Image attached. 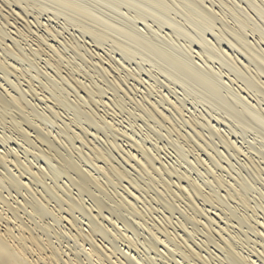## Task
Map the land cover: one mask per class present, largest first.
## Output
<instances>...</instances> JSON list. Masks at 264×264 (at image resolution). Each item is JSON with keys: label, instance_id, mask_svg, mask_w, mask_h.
I'll return each instance as SVG.
<instances>
[{"label": "rangeland", "instance_id": "rangeland-1", "mask_svg": "<svg viewBox=\"0 0 264 264\" xmlns=\"http://www.w3.org/2000/svg\"><path fill=\"white\" fill-rule=\"evenodd\" d=\"M9 2H12V3H9ZM25 2H27L28 4ZM31 3L32 2L30 0H28V1L27 0L26 1L25 0H21V1H19V0H13V1H11V0H0V7L2 6L0 9L1 10V12H0V36H1V39H0V60H2V61H0V62H2L5 66L8 65V66H6L7 69L9 67H11L10 70L15 72V73H13V72L10 73L11 72L10 70H9V72L6 70L8 72V74H6L7 72L4 73V71L2 70L4 68L0 67V68H2V69H0V95L3 98L5 96L4 93L5 92L10 93V91H11V95L12 94L17 95L19 93V91H21V89L22 90L24 89L25 92L27 91V93H28V94L25 93L28 96L23 95V96H25L24 100L26 101L28 99L26 101V103L27 102L29 103L27 105V110H28L27 112H29V113H28V115H26L27 112L21 114V112H19L18 110L17 111L14 110L15 108L13 107V105L10 106L9 103L7 104V105H9V107H6L7 106L6 104H4L2 101H1L2 103L0 102L2 104V106H0V116H1L0 120H2L1 118H3V117L6 118V119L4 118L5 120L3 119L2 121H0V123H1L0 124V152L4 155H7V157L9 156L8 159L11 161V164L10 163L7 165L6 164L5 165L0 164L1 165L0 166V176L2 178V183L0 184V190L2 191L3 195L6 196V199L8 198V202L9 203L12 202V204L15 205L14 207L18 208V211L20 210L19 212L17 211V215H20L19 217L17 216V218L20 221L22 220L23 223L29 224L31 222L29 225H30V227H33V229H35V232L37 233L38 236L41 235L40 237H42V239L45 238L44 240H47L49 242L54 243L53 245H55L56 247H59V249H61L65 253V255H68L67 257L77 256L78 259L81 260L82 264H92L93 263L89 260V256L87 254H84L85 251H86V253L89 251L90 245H89V243H83L82 246H80L76 242H75V244H73L75 239L73 236H71V233H73L72 235L76 234V232H75L76 229L84 231L85 234L89 233L94 227L93 226L94 221H92L91 216H95V215L101 216L100 220H101V222H103V224L107 227L108 230H111V231L114 230L115 234H117V235H118V232L119 233L122 232L120 235L123 234L121 237H118L119 236L118 235L117 236L118 238H115L113 240V238H111L109 236L107 237L106 234H104L103 232H98L96 239L101 240V242L106 247H108V248L110 247V249L115 251L117 254L119 253L118 255H121V254L124 255V253L126 252L125 253L126 255L129 254L130 257L133 256L132 258H135V259H133L134 261L131 258V262H133V263H135L137 261L140 264H176V263L177 264H187V263L188 264L189 263L190 264H194V263L195 264H202L200 262H197L196 260H192V261H194V262H192L191 260H189L187 258H183L182 257L183 255H181V254L179 255V253H181V252L177 251L176 249L175 250L173 249L176 247V246H174L175 245L174 243H176V242H174L173 237L181 236V239H185L186 241L191 239L190 242H188L189 246L190 247L192 246L193 249H195L197 252H199L201 254V256H205V258L207 257L206 259L209 258L208 259L209 264H234V262H235V264H239L240 262H237V256H234L233 254H230V252L228 253L223 248L221 249V247L217 246V244L219 243V241H218L219 236H217L218 234L215 235V233H214V237H211V236H213L212 235L213 233L212 234L206 233L207 231L205 229H203L204 228L203 224L206 223V224H210L215 231H218L220 228H223L225 237L227 234L230 233L229 234L230 236L232 235L233 237H236V239L238 238L235 241V242H237V244L235 243L236 251L240 256H242L244 259H246V261L248 259L249 264H250V262H251V264H264V225H263L264 224V193H263L264 192V185H263L264 184V179H263L264 178V146H263L264 140L262 141L263 138L259 134H256V132H253V131H246V133L244 132V133L240 134L239 126L237 124H235L233 121L228 119L225 115H223L222 112L216 111V109L214 110V108L210 107L209 105H207L205 103H201V101L198 99V98H200V96L198 94L193 93L194 96L190 95L188 97L187 93L182 92L184 89H183V87H181V85H178V83L175 84V82L170 81V79H168V77L164 73H162V72L160 73L158 68L153 63L149 62V63L145 64L144 62H141L140 60H138L139 59L138 57L133 58L136 61L131 60L130 59L131 57L130 58L128 57V53L125 51V55H126L125 56L123 53L124 51H122L119 47H117L115 45V43L112 42L111 40H103L102 42L95 43V41L90 40V39H92L90 37V35H88L87 33L83 34L78 29V27L76 25L69 23V21L65 17H63L61 15L54 14L51 9L46 10L43 7L41 8L42 4H45V2L44 3L43 2H41V3H39V2L35 3L34 2V4H35V5L33 4L34 6ZM22 6H23V8H22ZM20 8H22L23 10ZM11 15H12V17H11ZM34 15H37V16H34ZM16 17H18V18L16 19ZM6 20H7V22H6ZM23 25H24L25 29L22 27ZM25 26H27V27H25ZM139 28H142V25ZM44 29L47 30L49 33L46 32ZM19 30H21V32ZM52 30L55 32H53ZM30 31L33 33L32 34L29 33ZM19 32L21 33V36H20ZM50 33L53 36H54V34H55V36L57 35L56 36L57 39H55L56 38L55 36L52 37V35H50ZM56 33H58V34H56ZM2 34H3V36H2ZM38 35L42 39L37 37ZM81 37H83V38H81ZM38 38H39V40H38ZM43 38H45L44 41H40V39L43 40ZM14 40H16V41H14ZM72 40H78V41H73V43H71ZM249 40H250V42L256 41L255 38L251 37V36H250ZM45 41H46V43L48 42L49 44L48 43L46 44ZM36 42L37 43L41 42L40 44H38L39 47L38 46L36 47V45H37ZM42 42H44L46 45L44 44L45 46H43L44 47L43 49H39L40 47L42 48V45H43ZM70 43L72 45L74 43H77L78 45L80 44L81 48L78 47L77 44H74L73 46H75V47H72V45H70ZM88 44L90 46H88ZM96 44H99L101 46H98ZM7 45H8V47H7ZM48 45H52V46L55 45L54 47L57 49V53H55L54 55H56L55 57H58L60 55V54H58V52L59 53L61 52V55L59 56L60 58L58 57V58H55V60H54L53 53L51 54V50H49V48H47ZM56 45L58 46L59 49L57 48ZM223 46L228 47L226 44H223ZM262 46H263L262 48L264 49V44H262ZM85 47L87 49H84ZM35 48L36 49L38 48V50H36ZM71 48H75V49H71ZM78 48H80V49H78ZM62 49H63V51H61ZM89 49H90V51H89ZM11 50H12V52H11ZM40 50H41V52H40ZM44 50L47 51V53H44ZM74 50H75V52H74ZM85 50L87 52H89V54H87V52ZM37 51L40 54H38ZM79 52H81V53H79ZM91 52L94 55L90 54ZM76 53H78V54H76ZM121 53H123V55ZM46 54L49 56H47ZM57 54H58V56H57ZM62 54L66 58V59H64L65 61L63 60V58H61ZM37 55H39L40 57ZM51 57H52V60L54 61V63H52L53 61L51 60ZM115 57H116V59H115ZM39 59H40V61H39ZM47 59L50 62H48ZM57 61H60V62H57ZM132 61H134V62H132ZM66 62L69 65L66 64ZM145 62H147V61H145ZM237 62H240L239 59ZM43 63H45V64H43ZM59 63L61 65H63L65 63L66 66L59 65L60 67H58V69H59V73H58V71H55V69L57 68V67L55 68V66H56V64L58 65ZM95 63L98 64L99 66L96 65ZM120 64L122 66H120ZM92 65H93V67H92ZM108 65L110 67H111V65H113V68L111 67L109 69ZM139 65H141L140 68H139ZM50 67H51V69H50ZM62 67H64V68H62ZM214 67L217 68V65H214ZM69 68H70V70H69ZM83 68L86 71H84ZM101 69H103V70H101ZM15 70H17V71H15ZM106 70H108V71H106ZM115 70H116V72H115ZM246 71H249V70H246ZM98 72H100V73H98ZM146 72H147V74H146ZM148 72H151V73H148ZM56 73L59 75V77ZM101 73H102V75H101ZM71 74L74 76H72ZM117 74H118V76H115ZM130 74L131 75L133 74V75L131 76ZM7 75H8V77H7ZM103 75L104 76L110 75V78H112V76H113L115 81H113L114 79H112V82H110V80H109L110 78L106 77V76L104 77ZM68 76H70V78ZM94 76H96V77H94ZM152 76L153 77L156 76V77L153 78ZM16 77H18V81L17 80L15 81V79H17ZM67 77H68V79H66ZM73 77L76 80L77 79L78 80L76 81ZM134 77H136L137 79ZM225 77H228L230 79V80H228V78H225V80H227L228 82L229 81L231 82L233 89H236V91L239 89V87H241L239 85L234 84L235 82L232 79L233 78L232 75H230V77L228 75H226ZM7 78H9V79H7ZM53 78H55V79L53 80ZM63 78H64V80H63ZM71 78L74 79V81ZM261 78L262 79L260 80V82H264V77L262 76ZM39 79H40V82H39ZM65 79L67 82L70 83V81H71V83H73L72 88L69 87L71 84L67 85L66 82L65 83L63 82V81H65ZM116 79H118V81L120 79L122 81V83H121V81H119V82L116 81ZM12 80L14 81L15 85L17 84L14 89H12L13 86H15L13 84ZM25 80H27L28 82L26 83ZM68 80H70V81H68ZM105 80H106V82H105ZM20 81H21V84H20ZM78 81L80 82V84L83 83L82 85H84V87L90 85V86H88V88L91 87V89L92 88L96 89V90H94L95 94H93L92 98H88V96H87V99H86L85 96L87 94L83 92L84 89H81V88H79L80 90L75 89L77 87L74 84H76V82L79 83ZM114 82L117 83L118 87L114 84ZM232 82H234V83H232ZM146 84H148V85H146ZM92 85H93V87H92ZM126 85H127V87H126ZM262 85H264V83ZM58 86H59V89H57ZM74 86H75V88H74ZM18 87H19V89L20 88L21 89L18 90L17 89ZM34 87H35V90H33ZM97 87H99V88H97ZM55 88L57 90H55ZM118 88H120V89H118ZM50 89H51V91H50ZM123 89L127 92H125V91L123 92ZM29 90H31V91H29ZM37 90H38V93H37ZM74 90H75V93H74ZM54 91H55V94H54ZM97 91H99V95L101 93H103L102 94L103 96L101 95L103 97V99L101 96L98 95ZM1 93H3L4 95ZM169 93H170V95H169ZM184 93H185V95H184ZM21 94H23V93H21ZM96 94H97V96H96ZM242 96L244 98H246L249 102L253 103L254 105L256 104V100L253 97V95L250 94V96H249L248 93H245L242 91ZM41 97L44 98L43 99L44 101L42 100ZM162 97H167L170 100L168 103L172 104V102H173V103L183 104L184 108L181 106L183 108L182 109L183 114H180L182 117L177 115V113L173 116L172 114L175 112L174 111L172 112L173 109H172V107H170L171 105L168 104L167 101H164L162 99ZM183 97H184V99H183ZM57 98L59 99L60 102L58 101ZM93 98H95V100H94L95 103L93 101ZM97 98H99V99H97ZM100 98L103 101L105 100L104 101L105 106L103 104L102 105L100 104V103H102L100 101ZM130 98H132V99H130ZM178 98L179 99L181 98V99L178 101ZM39 99H40V101H39ZM96 99L99 101L97 102ZM116 99H118V100H116ZM161 99L165 103L161 102ZM1 100L4 101L7 99L3 98ZM81 100L84 102L86 101L85 103L86 104L89 103L90 105L87 104L88 105L87 106L84 104L85 105L84 106L83 105L84 102H82ZM182 100H183V102H182ZM198 100H199V102H198ZM120 101H121V103H120ZM147 101H148V104H146ZM91 102L93 103V105L95 104V106L98 103L97 105H99V106L93 107ZM149 102H151L152 104L155 103L156 105L158 104L157 106H159V108L161 110H163L168 116L170 115V116L174 117V118H172L173 119L172 122H174L173 124L175 126L174 125L173 126L176 129L178 128V130L182 133L183 137H184V135L188 136V137H186L188 139L186 140V138H183L182 136L180 137L181 133L176 131L175 128H173V127L171 128L170 124L167 125V123H164L165 125H162L161 123L156 122L153 118L149 117L146 114V109L150 108V106H148ZM109 103H111V104L113 103L114 105L113 104L111 105ZM122 103H123V105H122ZM151 103H150V105H151ZM3 104H4V106H3ZM143 104H145V105H143ZM47 105H49L51 107H49ZM109 105H110L111 109L108 108ZM90 106H92L91 108L92 109L94 108V109L93 110L90 109ZM261 107H262L261 109L264 110V106H261ZM78 108L80 109L81 113L78 111L79 110ZM3 109H5V110H3ZM8 109H10V110H8ZM29 109H30V111H29ZM170 109H171V111H170ZM7 110L11 114L10 113L7 114L8 113ZM84 110H86V111H84ZM2 111L7 112V113L5 112V114H6L5 116L2 115ZM73 112H75V113H73ZM87 112L91 115L88 114L89 115L88 116ZM83 113H84V115H87V117L84 116ZM18 114H21L22 116L21 115L20 116L24 117L25 120L23 118H21V120H19L20 118H19ZM92 115L96 121L95 120L91 121V119L90 120L88 119L89 117L93 119ZM7 116H9V117H7ZM99 116H100V118H101V116L104 117L103 120H106V121H104L102 123H105V124H102L100 122V121H102V118H101V120H99ZM177 116H178V118H177ZM12 117L13 118L16 117L15 120ZM84 117H85V119H84ZM37 118H39V119H37ZM192 118H193V120H192ZM12 120L15 122H12ZM86 120H89V121H86ZM175 120L177 121V123H175L176 122ZM184 120H186V121H184ZM187 120L191 121L193 123H196V124L199 123L197 125L198 127L196 125L195 126L197 129H199V127H200L199 132H201V130H202V133H204L202 135L201 139L196 138L197 136L195 137L196 128L193 129L192 128L193 126L188 125V123L190 124V122H188ZM204 120L206 123L204 122ZM194 121H196V122H194ZM207 121H209V122H207ZM99 122L102 125H100ZM224 122H226V123L224 124ZM15 123H19L18 129H20V127H22L19 131L22 130L21 132L23 133V130H24V132H26V134H28L27 138H26V134H25V139L23 138L24 136H22L21 134L20 135L17 134L19 131L16 128H14ZM73 123H75V124H73ZM90 123L92 124L93 127L91 126ZM131 123L133 126L131 125ZM33 124H34V126H33ZM76 124H77V126H75ZM106 124H108V125H106ZM169 126H170V128H169ZM35 128H37V129H35ZM74 131H76V132H74ZM21 132H19V133H21ZM172 132L173 133L177 132V133H175L176 134L175 135ZM191 132L194 134H192ZM216 132H217V134H216ZM236 132H237V134H236ZM118 133H120V134H118ZM183 133H184V135H183ZM190 133L192 135H190ZM47 134L49 135V137ZM39 135L42 136L41 140H40ZM193 135H194V137H193ZM218 135L219 136L221 135V136L218 137ZM43 137L47 138V139H43ZM97 137L99 139H97ZM190 137H192V141H191ZM221 137L222 138L225 137L223 139L224 140L226 139V141L229 139L230 142H232V144H234V145H231V143L228 142L229 141L228 140L227 142L230 143V145L226 146L227 145V144H225L226 141H224L223 139L221 140ZM81 138H83V139H81ZM78 139H80V140H78ZM195 139H196V141H195ZM197 139H198V141H197ZM38 140H40V141H38ZM42 140H44V141L47 140V142L46 141L44 142ZM54 140H56L58 142H56ZM205 140L207 141V143ZM260 140H261V142H260ZM48 141L53 142L55 144L54 146H56V149L54 148V146H52L53 149H50L51 146H48V144H47V143H49ZM185 141H188L192 146ZM222 141H224V142H222ZM102 142H104V143H102ZM41 143H42V145H41ZM64 143H66V144H64ZM137 143L141 144V145L143 144L144 146L149 148L153 153H155L157 155V157L160 160V161L158 160V165L162 164V162H163V164H165L164 167L166 166L165 168L169 167L168 169H173V170H176L180 173H182V171H183V174L185 173L184 175L186 176L187 180L196 182L198 184L199 190L201 189L200 190L201 192L199 191V194H198L199 196L196 195L197 198L194 199L195 202H193L194 203L193 205H195L196 207L198 206V209H203L202 210L203 213L205 212L206 209H208V210H206L204 215H201L199 213L196 214L194 209H193L194 212H192L193 211L191 209L192 205H187V204H189V202L187 200L185 201V199L183 200V198L181 199V197H178L179 195L177 197H175L174 196L175 195L174 187L171 186V188L170 187L166 188V189H168L167 190L168 193H167L166 189H164L166 186V183L164 182L165 184H163V182H162V181H164L163 179H165L164 177L160 178L158 175L152 176V174H151V176H149L148 174L144 173V171H142V169H140L141 168L140 165H139L140 167L137 166L139 163H137L135 160H130L129 163L127 162V161H129V158L126 155H127V152H129V151L132 152L133 154L136 153L135 155H137V158L138 157H139V159L142 158L141 155L139 153H137L136 151H134V149H133L134 145H138ZM21 144H23V145H21ZM83 144H85V145H83ZM188 144L191 147L187 146ZM32 145H33V147H32ZM90 146H92V147L90 148ZM95 146L97 149L99 148V150L101 148V151L105 152L107 154L106 155L107 157L110 155L108 157V159H109V161L112 159L111 162L114 163L115 166H117L121 170L124 169L126 172L128 171L129 177H131L133 180H135L142 187V190H140V189L137 190L134 187H130V184L126 180L121 181V180H118L117 178H114V177L112 180H109L108 174H106V172H103L104 169L102 170V168H105L107 166L106 163L102 159L99 160V158L95 157V155L93 154V149ZM230 146L231 147L233 146V147L229 148ZM103 148H105V149H103ZM57 149H58L59 153L57 152ZM236 149H238V150H236ZM78 151H80V152H78ZM82 151H84V152H82ZM124 153H126V155ZM46 155H48V156H46ZM114 157H115V159H114ZM126 157H127V159H126ZM213 157L215 159H216V157L218 158L217 159V161H219L218 165H216V163L214 162L215 159H213ZM245 157H246V159H245ZM94 159H95V162H94ZM61 160L64 162H62ZM249 161H251V162H249ZM248 162L250 164L254 163L256 165H259V169H258V166H257V169L260 170V168H261L262 170H260V171L257 170V172H256L254 168H251L252 166ZM213 163H215V164L213 165ZM64 164H66L67 166H70L71 170L69 169V167H66ZM135 164H137V165H135ZM186 164H188V165H186ZM96 165H98V166H96ZM99 165L101 166V168L99 167ZM63 166H64L63 169H65V167L68 169V171H67V169H65L66 173H64L65 171H63V169H62L63 172H61V168ZM76 166L78 167V169L80 171H81L80 168L83 169L82 173L80 171H79L80 173H78L77 172L78 170L77 171L75 170V169H77ZM133 166H135V167H133ZM207 166L209 167V169ZM24 167H26V168H24ZM58 168L60 171L58 170ZM91 168H93V169H91ZM99 168H100L101 173L99 172ZM136 168H138L140 170H138ZM28 169L29 170L31 169L30 171L33 172L34 174H36L35 178H33V177L31 178L30 175L26 174L25 170H28ZM48 169H50V170H48ZM72 169H74L76 172L73 171ZM228 169H229V171H228ZM69 170H70V172H69ZM86 171L88 173H86ZM247 173H249V174L247 175ZM255 174H258L259 177ZM18 175L21 177H19ZM38 175H41V178L43 181L41 180L40 176H38ZM84 175H85V178H84ZM87 175L91 176L90 180L92 178L93 179L92 182L95 181L94 184L96 183V185H97V183H98V185H100V187H98V188L102 187L100 189L101 191L99 189H96L95 188L96 186L94 184L91 183L92 184L91 185L90 182L88 183L85 180V182L88 183L86 185L87 188H85L87 190V191L85 190V192H87V193H83V190H81L82 188L80 189V187H82L81 186L82 183L83 184L85 183V182H82V180H83V178L86 179ZM219 175H220L219 178H223V180L225 182V185L223 186L224 188H222L220 186L217 187V185L214 183L215 177H218ZM151 177L152 178L154 177L153 180ZM254 177H256V179ZM17 178H18V180H17ZM39 178H40V180H39ZM94 178H95V180H94ZM9 179H11L12 181H16V180L20 181L22 183L21 184L22 186L18 185V187L21 186V187H19L20 189H18V187L9 188L6 184L9 181H11ZM213 179H214V181H213ZM96 180H98V181L96 182ZM167 180H168V178H167ZM172 180L175 181L176 179L173 178ZM112 182H114V183H112ZM157 182H158V184H157ZM226 182L229 184V185L227 184L228 186L232 185L230 188L233 187V188H236V190H239V186H240V188L242 190V192H240V193L243 194L244 197L248 199L247 206L243 205L242 203H241V205L237 204V203H240V201L235 199L234 197L231 198V199H233L232 201H231V199H229L230 198L228 196L229 194L226 195L225 193H226V191H227V193L228 192L232 193L233 191L230 188H227L228 186L225 187ZM235 182H236V184L238 183L239 186L236 185ZM147 183H148V185H147ZM60 185L62 188L60 187ZM88 185H89V188H88ZM101 185H103V186H101ZM1 186H2V189H1ZM104 186L106 189L103 188ZM122 186H123V188H122ZM54 187L57 189L58 192H56V189H54ZM202 187L204 188V190ZM29 188H31V190ZM47 188L48 189L49 188L54 189L56 192V195H57L56 197L52 196V197L46 198V202H45L46 204L44 203L46 205L45 207H48L47 210H49L50 213L54 210L52 212L53 214L52 213L50 214L47 211L46 212L48 214L44 213L45 212L44 209H41V208L38 209V207L36 205H34V202H33L34 199L32 196L33 195H39L40 196L42 194L46 195L47 194L46 192L48 191ZM143 188H145V189H143ZM16 189H17V191H16ZM102 189H103V191L104 190L109 191L110 194H113L112 192H116L117 200L115 197H111V196L109 197V194H107L105 191H104L105 192L104 193L102 191ZM170 189H172V191L169 192ZM98 190L100 191V193ZM144 190H146L145 191L146 193L144 192ZM241 190H239V191H241ZM127 192H128V194H127ZM163 192H165L167 194H165ZM173 192H174V195H173ZM131 193H133V194H131ZM200 193L203 195L204 194H211L214 196L215 200L211 203H209V202L206 203L205 202L206 200H204L203 197H202L203 198V201H202V198L200 197L202 195ZM130 194L134 198L140 197L138 199L136 198V200H138V202L133 200L134 198H131ZM89 195H90V197H89ZM170 195H172L173 198ZM62 196L66 200H65V203L60 204L58 201V197H62ZM91 196H92V198H91ZM121 196L123 198L126 197V199L129 200L130 202L132 201L131 203L133 205L138 206V207H136V209L134 208L136 210V212L141 211V209H142V212L145 214V216L140 215V212L137 214L132 209L127 208V206L117 207V205H119L118 204V202H119L118 197L120 199ZM179 198L182 202L181 201L179 202ZM175 199H177V200H175ZM196 199H198V200H196ZM171 200H173L174 202ZM237 201H239V202H237ZM14 202H16V203H14ZM135 202H137V203H135ZM30 203L32 204V206L35 207V209H33L34 207H32ZM74 203L75 204L77 203L80 206V208L79 209L75 208L73 210H70L69 206H71ZM133 205H132V207H135ZM168 205H170V206L168 207ZM175 205H177V206H175ZM238 205H240V206H238ZM261 205H263V206H261ZM171 206H173V207H171ZM19 207H21V208H19ZM25 207H26V209H25ZM36 208H37V210H36ZM137 208H139V209L137 210ZM144 208H146L148 212ZM85 210H87V211H85ZM88 210H90L89 211L90 217L88 215ZM150 211H153V212L150 213ZM26 212L27 213L29 212V215ZM99 212H100V214H98ZM142 212H141V214H143ZM37 213H38V215H37ZM148 213L151 215L150 217H149ZM190 213L192 214L193 219L192 218L190 219V217H191ZM30 214H32L33 217L41 218V220H43L41 222H43V223H41V225H39V227H38L37 224L35 223V221L30 218ZM26 215H27V217H26ZM228 215H229V217H228ZM21 216H22V218H21ZM152 216H153V218H156V220L155 219L153 220ZM184 216H185V218H184ZM242 216H245V217H242ZM246 216L248 219L246 218ZM195 217L197 218V220L195 219ZM18 219H17V222L20 223V221ZM27 219H30V220L28 221ZM66 219L71 220L75 224L76 228L73 225H70ZM164 219L168 222V223L166 222L167 224L165 223ZM159 220H160V222H159ZM161 220H163V222L165 224L162 223ZM192 220H194V221H192ZM59 221H60V223H59ZM195 221H197V222H195ZM198 221H199V223H198ZM169 222L171 225H169V227H168ZM181 222H183V223H181ZM200 222L202 223L203 226L201 225ZM127 223H128V225H127ZM225 223H226V225H225ZM237 224H238V226H237ZM62 225H64V226H62ZM165 225L167 226V228L166 227L163 228ZM46 226H47V229L46 228L45 229L47 231H45V229L43 228ZM77 226H78V228H77ZM186 226H188V227H186ZM216 227H217V229H216ZM158 228L161 231L158 230L159 232L157 233L156 231ZM173 228H174V230H173ZM134 229H136V230H134ZM49 230H50V232H49ZM162 230H164L163 232H165L166 235L165 234L163 235ZM114 231H112V233ZM153 231H155L154 232L155 236L156 237L159 236V240H161V241H158V237L157 238L154 237V233H152ZM225 231L226 232L228 231L229 233L228 232L225 233ZM168 232H169V234L171 233L172 236L169 235ZM124 234H126L127 236ZM229 235H227L228 238H230ZM168 236H170L171 238ZM203 236H206V237H203ZM48 237H50V239ZM122 237H124V238H122ZM186 237H188V239ZM128 238L133 243L131 241H129ZM166 239H167V241H166ZM168 240H170L173 243H171V242L169 243ZM165 242L168 243V247H167V244H165ZM141 243H143V244H141ZM151 243H152V245H151ZM133 244H135V245H133ZM129 245L131 246V248L129 247ZM132 245L135 246L136 248L133 247ZM127 246L129 247V249ZM169 246H171V247H169ZM79 247H81V248H79ZM132 247H133V249H132ZM118 249H120V250H118ZM83 250H84V252H82ZM172 251H174V252H172ZM176 251H177L176 254H178V255L175 254ZM250 251L253 253H251ZM127 252H128V254H127ZM182 253L184 254V252H182ZM227 255H228V257H227ZM261 255H263V256H261ZM216 257H217V259H216ZM222 259H223V261H222ZM260 260H262V261H260Z\"/></svg>", "mask_w": 264, "mask_h": 264}, {"label": "bare ground", "instance_id": "bare-ground-1", "mask_svg": "<svg viewBox=\"0 0 264 264\" xmlns=\"http://www.w3.org/2000/svg\"><path fill=\"white\" fill-rule=\"evenodd\" d=\"M13 1V0H11ZM21 1V0H19ZM26 1V0H25ZM28 1V0H27ZM32 3V5L35 3H41V2H45V4H42L41 8H45L46 10H49L51 9L52 12L56 15H61L63 17H65L69 23L71 24H74L78 27V29L83 33V34H88L90 35V37L93 39H90L91 41H95V43H99V42H102L103 40H111L112 42L115 43V45L117 47H119L122 51H124V55H125V51L128 53V57L131 59V60H134L133 58L134 57H138L141 62H144L145 64L146 63H153L157 68L158 70L160 71V73H164L168 79H170V81H173L176 83H178V85H181V87H183V91L182 92H185L188 94V97L190 95H193L194 94H198L200 96V98H198L201 103H205L207 105H209L210 107L214 108V110L216 109V111H219V112H222L223 115H225L228 119H230L231 121H233L235 124H237L239 126V132L240 134L241 133H246V131H253V132H256V134H259L263 139L262 141L264 140V110H262L261 106H264V85H262L264 82H260V80L262 79L261 77L263 76L264 77V49L262 48V44H264V0H30ZM24 2V1H23ZM9 3H12V2H9ZM8 3V4H9ZM27 3V2H25ZM20 4V3H19ZM28 4V3H27ZM5 5V4H4ZM35 5V4H34ZM33 5V6H34ZM10 6V5H9ZM2 7V6H1ZM0 7V9H1ZM23 8V6H22ZM20 8V9H22ZM4 9V8H3ZM23 10V9H22ZM21 10V11H22ZM7 11V10H6ZM25 11V10H24ZM1 12V10H0ZM46 12V11H45ZM44 12V13H45ZM51 12V13H52ZM16 13V12H15ZM20 15V14H19ZM28 15V14H27ZM15 16V15H14ZM34 16H37V15H34ZM12 17V15H11ZM23 17V16H22ZM33 17V16H32ZM59 17V16H58ZM18 17H16L17 19ZM40 18V17H39ZM56 18V17H55ZM13 19V18H12ZM21 19V18H20ZM23 20V19H22ZM26 20V19H25ZM24 20V21H25ZM7 22V20H6ZM11 22V21H10ZM35 22V21H34ZM33 22V23H34ZM48 22V21H47ZM12 23V22H11ZM68 23V24H69ZM6 24V23H5ZM142 25V28H139L141 25ZM73 25V26H74ZM4 26V25H3ZM14 26V25H13ZM139 26V27H138ZM24 28V25L22 26ZM27 27V26H25ZM29 27V26H28ZM72 27V26H71ZM75 27V26H74ZM25 29V28H24ZM27 29V28H26ZM32 29V28H31ZM47 29V28H46ZM74 29V28H73ZM30 30V29H29ZM45 30V29H44ZM50 30V29H49ZM18 31V30H17ZM21 32V30H19ZM46 32H48L47 30H45ZM53 31V30H52ZM19 32V33H20ZM45 32V33H46ZM51 32V31H50ZM55 32V31H53ZM52 32V33H53ZM29 33H33V32H29ZM49 33V32H48ZM25 34V33H24ZM58 34V33H56ZM70 34V33H69ZM7 35V34H6ZM23 35V34H22ZM28 35V34H27ZM50 35H52L50 33ZM60 35V34H59ZM3 36V34H2ZM9 36V35H8ZM20 36H21V33H20ZM41 36V35H40ZM55 36V34H54ZM52 35V37H54ZM57 36V35H56ZM55 36V37H56ZM70 36V35H69ZM250 36L251 37H254L255 38V42H250ZM39 37V35L37 36ZM44 37V36H43ZM41 38V37H39ZM38 38V40H39ZM46 38V37H45ZM40 41H44V39ZM79 38V37H78ZM83 38V37H81ZM0 39H1V36H0ZM22 39V38H21ZM37 39V38H36ZM57 39V37L55 38ZM32 40V39H31ZM34 40V39H33ZM37 40V41H38ZM79 40V39H78ZM78 40H72L71 43H73V41H78ZM84 40V39H83ZM16 41V40H14ZM59 42V41H58ZM106 42V41H105ZM17 43V42H16ZM37 43V42H36ZM41 43V42H40ZM40 43H37L36 47L38 46V44ZM43 45H42V48L40 47L39 49H43L47 43L45 41L42 42ZM61 43V42H60ZM59 43V44H60ZM70 43V45H72ZM18 44V43H17ZM25 44V43H24ZM35 44V43H34ZM45 44V45H44ZM49 44V43H48ZM74 44H77V43H74ZM73 44V45H74ZM223 44H226L228 47H224ZM69 45V44H68ZM67 45V46H68ZM72 47H75L73 46ZM78 45V44H77ZM98 46H101L99 44H96ZM49 46V47H48ZM47 48H49V50H51V54L53 53V58L55 60V58H58L60 55H61V52L58 54H60L58 57H55L56 55H54L55 53H57V49L52 46V45H48ZM57 46V45H56ZM81 45L79 44L78 47H80ZM85 46V45H84ZM88 46H90L88 44ZM8 47V45H7ZM25 47V46H24ZM39 47V46H38ZM116 47V48H117ZM2 48V47H1ZM34 48V47H33ZM58 48V46H57ZM77 48V47H76ZM81 48V47H80ZM78 48V49H80ZM114 48V47H113ZM9 49V48H8ZM11 49V48H10ZM14 49V48H13ZM12 49V50H13ZM20 49V48H19ZM23 49V48H22ZM32 49V48H31ZM36 49V48H35ZM59 49V48H58ZM71 49H75V48H71ZM84 49H87L86 47ZM11 50V52H12ZM18 50V49H17ZM21 50V49H20ZM25 50V49H24ZM33 50V49H32ZM38 50V48L36 49ZM35 50V51H36ZM9 51V50H8ZM15 51V50H14ZM13 51V52H14ZM31 51V50H30ZM34 51V50H33ZM59 51V50H58ZM63 51V49L61 50ZM86 51V50H85ZM90 51V49H89ZM115 51V50H114ZM120 51V50H119ZM18 52V51H17ZM41 52V50H40ZM43 52V51H42ZM49 52V51H48ZM75 52V50H74ZM87 52V51H86ZM94 52V51H93ZM16 53V52H15ZM21 53V52H20ZM36 53V52H35ZM38 53V51H37ZM36 53V54H37ZM44 53H47V51L44 50ZM43 53V54H44ZM50 53V52H49ZM81 53V52H79ZM83 53V52H82ZM107 53V52H106ZM123 53H121L123 55ZM40 54V53H38ZM50 54V55H51ZM78 54V53H76ZM87 54H89V52H87ZM90 54H93L92 52ZM114 54V53H113ZM2 55V54H1ZM8 55V54H7ZM45 55V54H44ZM47 55V54H46ZM85 55V54H84ZM94 55V54H93ZM109 55V54H108ZM121 55V56H122ZM18 56V55H17ZM39 56V55H37ZM49 56V55H47ZM82 56V55H81ZM86 56V55H85ZM126 56V55H125ZM197 56V57H196ZM40 57V56H39ZM44 57V56H43ZM52 57H51V60H52ZM109 57V56H108ZM113 57V56H112ZM111 57V58H112ZM124 57V56H123ZM127 57V58H128ZM60 58V57H59ZM63 60L66 59L63 54H62V57ZM71 58V57H70ZM110 58V59H111ZM9 59V58H8ZM23 59V58H22ZM50 59V58H49ZM87 59V58H86ZM116 59V57H115ZM125 59V58H124ZM239 59L240 62H237ZM5 60V59H4ZM21 60V59H20ZM24 60V59H23ZM26 60V59H25ZM48 60V59H47ZM57 60V59H56ZM59 60V59H58ZM75 60V59H74ZM85 60V59H84ZM114 60V59H113ZM2 61V60H0ZM14 61V60H13ZM40 61V59H39ZM53 61V60H52ZM65 61V60H64ZM63 61V62H64ZM72 61V60H71ZM70 61V62H71ZM136 61V60H134ZM132 61V62H134ZM147 61V62H145ZM29 62V61H28ZM33 62V61H32ZM48 62H50L48 60ZM57 62H60V61H57ZM101 62V61H100ZM113 62V61H112ZM131 62V61H130ZM5 63V62H4ZM54 63V61L52 62ZM51 63V64H52ZM72 63V62H71ZM116 63V62H115ZM139 63V62H138ZM150 63V64H151ZM45 64V63H43ZM47 64V63H46ZM63 64V63H62ZM66 64H68L66 62ZM66 64L64 63L63 65L66 66ZM96 64V63H95ZM125 64V63H124ZM14 65V64H13ZM59 65H61L60 63L56 66H55V71H58L59 73V69L58 67H60ZM61 65V66H63ZM69 65V64H68ZM74 65V64H73ZM98 65V64H96ZM214 65H217V68L214 67ZM8 66V65H6ZM2 62H0V67L4 68H0L4 71V73H6L7 71L9 72L10 68L9 67L7 69L6 67ZM12 66V65H11ZM99 66V65H98ZM109 66V65H108ZM120 66H122L120 64ZM13 67V66H12ZM44 67V66H43ZM49 67V66H48ZM71 67V66H70ZM93 67V65H92ZM111 67L113 68V65H111ZM109 66V69L111 68ZM141 67V65H139V68ZM22 68V67H21ZM64 68V67H62ZM120 68V67H119ZM14 69V68H13ZM51 69V67H50ZM73 69V68H72ZM78 69V68H77ZM84 69V68H83ZM82 69V70H83ZM99 69V68H98ZM105 69V68H104ZM107 69V68H106ZM116 69V68H115ZM7 70V71H6ZM40 70V69H39ZM61 70V69H60ZM66 70V69H65ZM70 70V68H69ZM103 70V69H101ZM100 70V71H101ZM113 70V69H112ZM117 70V69H116ZM115 70V72H116ZM246 70H249V71H246ZM11 71V70H10ZM17 71V70H15ZM41 71V70H40ZM44 71V70H43ZM84 71H86L84 69ZM108 71V70H106ZM118 71V70H117ZM151 71V70H150ZM158 71V72H159ZM8 72L6 74H8ZM13 71H11L10 73H12ZM20 72V71H19ZM22 72V71H21ZM42 72V71H41ZM45 72V71H44ZM111 72V71H110ZM114 72V73H115ZM15 73V72H13ZM68 73V72H67ZM66 73V74H67ZM73 73V72H72ZM100 73V72H98ZM97 73V74H98ZM103 73V72H102ZM101 73V75H102ZM105 73V72H104ZM107 73V72H106ZM148 73H151V72H148ZM18 74V73H17ZM44 74V73H43ZM57 74V73H56ZM111 74V73H110ZM120 74V73H119ZM128 74V73H127ZM147 74V72H146ZM58 75V74H57ZM72 75V74H71ZM70 75V76H71ZM95 75V74H94ZM107 75V74H106ZM105 75V76H106ZM131 75V74H130ZM129 75V76H130ZM133 75V74H132ZM131 75V76H132ZM226 75H228L230 77V75H232V79L233 81L235 82H232L234 83L235 85H239L241 87H239V89L236 91V89H233V86L231 84V82L225 80V78H228V77H225ZM15 76V75H14ZM13 76V77H14ZM70 76H68L70 78ZM74 76V75H72ZM104 76V75H103ZM104 76V77H105ZM115 76H118L115 75ZM160 76V75H159ZM8 77V75H7ZM22 77V76H21ZM20 77V78H21ZM36 77V76H35ZM59 77V75H58ZM68 77L66 79H68ZM96 77V76H94ZM102 77V76H101ZM106 77H109L110 78V75L106 76ZM153 77V76H152ZM156 77V76H155ZM153 77V78H155ZM17 79H15V81L17 80L18 81V77H16ZM74 78V77H73ZM93 78V77H92ZM108 78V79H109ZM136 78V77H134ZM9 79V78H7ZM37 79V78H36ZM55 78H53L54 80ZM58 79V78H57ZM65 79V81H63L64 83L66 82L67 85L71 84L69 87H73V83H71L70 80V83L67 82ZM72 79V78H71ZM75 79V78H74ZM74 79H72L74 81ZM85 79V78H84ZM112 78H110V82H112ZM137 79V78H136ZM167 79V78H166ZM28 80V79H27ZM27 80L26 83L28 82ZM64 80V78H63ZM76 80V79H75ZM78 80V79H77ZM76 80V81H77ZM87 80V79H86ZM228 80H230L228 78ZM6 81V80H5ZM13 81V80H12ZM31 81V80H30ZM81 81V80H80ZM83 81V80H82ZM100 81V80H99ZM115 81V79L113 80ZM116 81H118V79H116ZM119 81H121L119 79ZM118 81V82H119ZM126 81V80H125ZM124 81V82H125ZM136 81V80H135ZM169 81V82H170ZM32 82V81H31ZM39 82H40V79H39ZM38 82V83H39ZM61 82V81H60ZM79 82V81H78ZM106 82V80H105ZM97 83V82H96ZM122 83V81H121ZM126 83V82H125ZM144 83V82H143ZM172 83V82H171ZM237 83V84H236ZM13 84H14V81H13ZM20 84H21V81H20ZM23 84V83H22ZM83 84V83H82ZM79 83L76 82V87L74 86L75 89H78L80 90L79 88L81 89H84L83 92L86 93L87 95L85 96L86 99H87V96L88 98H92L93 97V94L94 93V88L91 89L88 88V86H85L82 85ZM87 84V83H86ZM85 84V85H86ZM92 84V83H91ZM95 84V83H94ZM114 84L117 86V83L114 82ZM119 84V83H118ZM124 84V83H123ZM127 84V83H126ZM174 84V85H175ZM15 85V84H14ZM17 85V84H16ZM15 86H13L12 89H14ZM47 85V84H46ZM45 85V86H46ZM66 85V84H65ZM102 85V84H101ZM105 85V84H104ZM120 85V84H119ZM148 85V84H146ZM20 86V85H19ZM50 86V85H49ZM52 86V85H51ZM96 86V85H95ZM94 86V87H95ZM107 86V85H106ZM151 86V85H150ZM31 87V86H30ZM53 87V86H52ZM87 87V88H86ZM93 87V85H92ZM101 87V86H100ZM118 87V86H117ZM127 87V85H126ZM147 87V86H146ZM29 88V87H28ZM45 88V87H44ZM96 88V87H95ZM99 88V87H97ZM129 88V87H128ZM155 88V87H154ZM6 89V88H5ZM18 90L19 87L17 88ZM59 89V86L58 88ZM55 88V90H57ZM120 89V88H118ZM24 90V89H23ZM21 89V91H19V95H11V91L10 93L8 92H5V96L3 97L4 99H7V100H1L3 99L0 95V102L2 101L4 104H10L13 105V108L14 110H18L19 112L22 113H25L27 112V105L29 104L28 102L26 103V101L28 100H24V97L23 95H27V91L25 92V90L23 91ZM32 90V89H31ZM29 90V91H31ZM35 90V87L34 89ZM42 90V89H41ZM53 90V89H52ZM100 90V89H99ZM16 91V90H15ZM28 91V92H29ZM40 91V90H39ZM51 91V89H50ZM68 91V90H67ZM102 91V90H101ZM106 91V90H105ZM109 91V90H108ZM116 91V90H115ZM118 91V90H117ZM125 90L123 89V92ZM156 91V90H155ZM161 91V90H160ZM242 91L245 92V93H248L249 96L250 94L253 95V97L255 98L256 100V104L254 105L253 103L249 102L246 98H244L242 96ZM18 92V91H17ZM33 92V91H32ZM96 92V91H95ZM104 92V91H103ZM127 92V91H125ZM23 93V94H21ZM27 93V94H25ZM37 93H38V90H37ZM48 93V92H47ZM50 93V92H49ZM61 93V92H60ZM74 93H75V90H74ZM98 95H99V91H97ZM106 93V92H105ZM114 93V92H113ZM137 93V92H136ZM184 93V95H185ZM3 94V93H1ZM3 94V95H4ZM54 94H55V91H54ZM103 93H101L99 96H101ZM159 94V93H158ZM165 94V93H164ZM52 95V94H51ZM58 95V94H57ZM79 95V94H78ZM166 95V94H165ZM170 95V93H169ZM23 96V97H22ZM28 96V95H27ZM32 96V95H31ZM35 96V95H34ZM53 96V95H52ZM81 96V95H80ZM97 96V94H96ZM103 96V95H102ZM101 96V97H102ZM194 96V95H193ZM47 97V96H46ZM54 97V96H53ZM52 97V98H53ZM142 97V96H141ZM42 98V97H41ZM26 99V98H25ZM44 98H42L43 100ZM49 99V98H48ZM58 99V98H57ZM85 99V100H86ZM99 99V98H97ZM96 99V100H97ZM103 99V97H102ZM109 99V98H108ZM132 99V98H130ZM162 99L164 101H167V103L170 101L167 97H162ZM161 99V102H164L163 100ZM181 99V98H180ZM178 98V101L180 100ZM184 99V97H183ZM9 100V101H8ZM41 100V101H42ZM51 100V99H50ZM79 100V99H78ZM83 100V99H82ZM81 100V101H82ZM95 100V98H93V101ZM110 100V99H109ZM118 100V99H116ZM122 100V99H121ZM144 100V99H143ZM198 100V102H199ZM40 101V99H39ZM44 101V100H43ZM59 101V99H58ZM99 100H97L98 102ZM100 101L102 103H100L101 105L103 104L104 105V101L101 100L100 98ZM136 101V100H135ZM145 101V100H144ZM1 102V103H2ZM6 102V103H5ZM51 102V101H50ZM54 102V101H53ZM57 102V101H56ZM60 102V101H59ZM84 102V101H82ZM86 102V101H85ZM83 103V105H90L89 103ZM90 102V101H89ZM96 102V103H97ZM111 102V101H110ZM126 102V101H125ZM160 102V101H159ZM183 102V100H182ZM185 102V101H184ZM0 103V104H1ZM31 103V102H30ZM58 103V102H57ZM64 103V102H63ZM92 103V102H91ZM95 103V101H94ZM121 103V101H120ZM146 103V102H145ZM151 102H149V105L150 108L149 109H146V114L153 118L156 122H159L161 123L162 125H165L164 123H167L171 125V128H175L174 126V122L172 118V116H168L163 110H161L159 108V106H157L155 103L150 105ZM165 103V102H164ZM200 103V104H201ZM3 104V106H4ZM59 104V103H58ZM98 104V103H97ZM96 106L98 107L99 105ZM111 104V103H109ZM113 104V103H112ZM111 104V105H112ZM148 104V101L147 103ZM170 104L172 107V112L174 111L175 113H173L172 115L174 116L176 113L177 115L181 116L180 114H183V108H184V105L183 104H179V103H168ZM33 105V104H32ZM80 105V104H79ZM84 105V106H85ZM87 105V106H88ZM93 105V103H92ZM100 105V106H101ZM114 105V104H113ZM123 105V103H122ZM145 105V104H143ZM2 106V104L0 105ZM30 106V105H29ZM34 106V105H33ZM36 106V105H35ZM49 106V105H47ZM55 106V105H54ZM95 106V104L93 105V107ZM95 106V107H96ZM105 106V105H104ZM141 106V105H140ZM147 106V107H148ZM183 108H182V107ZM6 107H9V105H7ZM45 107V106H44ZM51 107V106H49ZM80 107V106H79ZM92 106H90V109ZM107 107V106H106ZM167 107V106H166ZM165 107V108H166ZM260 107V108H259ZM29 108V107H28ZM36 108V107H35ZM48 108V107H47ZM108 108H110V105L108 106ZM211 108V109H212ZM12 109V108H11ZM45 109V108H44ZM50 109V108H49ZM79 109V108H78ZM94 109V108H93ZM92 109V110H93ZM111 109V108H110ZM142 109V108H141ZM187 109V108H186ZM5 110V109H3ZM10 110V109H8ZM7 110V114H9L10 112ZM53 110V109H52ZM58 110V109H57ZM91 110V111H92ZM116 110V109H115ZM30 111V109H29ZM80 112V109L78 110ZM83 111V110H82ZM86 111V110H84ZM171 111V109H170ZM5 112L2 111V115H6ZM18 112V113H19ZM89 112V111H88ZM87 112V115L89 114ZM109 112V111H108ZM114 112V111H113ZM125 112V111H124ZM143 112V111H142ZM29 112L26 113V115H28ZM38 113V112H37ZM36 113V114H37ZM75 113V112H73ZM81 113V112H80ZM86 113V112H85ZM93 113V112H92ZM194 113V112H193ZM215 113V112H214ZM11 114V113H10ZM21 114H18L19 116V120H21V118L24 119V117H21L22 115ZM58 114V113H57ZM98 114V113H97ZM145 114V113H144ZM169 114V113H168ZM15 115V114H14ZM13 115V116H14ZM21 115V116H20ZM84 115V113H83ZM87 115H84L87 117ZM91 115V114H89ZM88 115V116H89ZM100 115V114H99ZM116 115V114H115ZM118 115V114H117ZM143 115V114H142ZM24 116V115H23ZM78 116V115H77ZM1 117V116H0ZM9 117V116H7ZM38 117V116H37ZM79 117V116H78ZM93 117V115H92ZM98 117V116H97ZM115 117V116H114ZM182 117V116H181ZM5 117L1 118L2 120L4 119ZM13 118V117H12ZM16 117H14L13 119L15 120ZM46 118V117H45ZM102 121H100L101 123L106 121V120H103L104 117H102ZM100 116H99V120H101ZM113 118V117H112ZM172 120H171V119ZM176 118V117H175ZM178 118V116H177ZM184 118V117H183ZM215 118V117H214ZM222 118V117H221ZM6 119V118H5ZM4 119V120H5ZM39 119V118H37ZM54 119V118H53ZM85 119V117H84ZM89 120L91 119L92 120H95L94 117L93 119L92 118H88ZM122 119V118H121ZM182 119V118H181ZM217 119V118H216ZM0 120V121H2ZM17 120V119H16ZM25 120V119H24ZM27 120V119H26ZM44 120V119H43ZM89 120H86V121H89ZM193 120V118H192ZM7 121V120H6ZM75 121V120H74ZM85 121V120H84ZM83 121V122H84ZM96 121V120H95ZM120 121V120H119ZM176 121V120H175ZM186 121V120H184ZM188 121V120H187ZM200 121V120H199ZM219 121V120H218ZM223 121V120H222ZM12 122H15L12 120ZM17 122V121H16ZM64 122V121H63ZM62 122V123H63ZM99 122V123H100ZM129 122V121H128ZM190 122V124L188 123ZM188 125H191L193 126L192 128L195 129L196 126L199 124V123H193L191 121H188ZM196 122V121H194ZM205 122V120H204ZM209 122V121H207ZM3 123V122H2ZM10 123V122H9ZM76 123V122H75ZM73 123V124H75ZM102 124H105V123H102ZM155 123V122H154ZM177 123V121L175 122ZM185 123V122H184ZM206 123V122H205ZM226 122H224L225 124ZM233 123V124H234ZM1 124V123H0ZM71 124V123H70ZM88 124V123H87ZM91 124V123H90ZM89 124V125H90ZM160 124V125H161ZM182 124V123H181ZM10 125V124H9ZM36 125V124H35ZM108 125V124H106ZM132 125V123H131ZM130 125V126H131ZM166 125V126H167ZM174 125V126H173ZM177 125V124H176ZM196 125V126H195ZM22 126V125H21ZM34 126V124H33ZM39 126V125H38ZM74 126V125H73ZM77 126V124L75 125ZM74 126V127H75ZM92 126V124H91ZM98 126V125H97ZM133 126V125H132ZM131 126V127H132ZM211 126V125H210ZM19 127V123H15L14 124V128H16L18 131L22 128L20 127V129H18ZM93 127V126H92ZM128 127V126H127ZM137 127V126H136ZM183 127V126H182ZM198 127V126H197ZM77 128V127H76ZM84 128V127H83ZM86 128V127H85ZM96 128V127H95ZM102 128V127H101ZM126 128V127H125ZM170 128V126H169ZM191 128V127H190ZM37 129V128H35ZM98 129V128H97ZM96 129V130H97ZM163 129V128H162ZM176 129V128H175ZM192 129V130H193ZM200 129V127H199ZM199 129L196 128L195 130V137L196 138H200L202 137V135L204 133H202V130L201 132H199ZM13 130V129H12ZM39 130V129H38ZM66 130V129H65ZM100 130V129H99ZM133 130V129H132ZM174 130V129H173ZM198 130V131H197ZM22 131V130H21ZM19 131V132H21ZM83 131V130H82ZM81 131V132H82ZM87 131V130H86ZM169 131V130H168ZM176 131L180 132L178 130V128L176 129ZM186 131V130H185ZM17 133V134H21L22 136H24L23 138L25 139V134L26 132H24L23 130V133ZM61 132V131H60ZM76 132V131H74ZM105 132V131H104ZM134 132V131H133ZM229 132V131H228ZM28 133V132H27ZM169 133V132H168ZM173 133V132H172ZM177 133V132H175ZM173 133V134H175ZM181 133V132H180ZM192 133V132H191ZM194 134V133H192ZM235 133V132H234ZM39 134V133H38ZM45 134V133H44ZM60 134V133H59ZM58 134V135H59ZM105 134V133H104ZM120 134V133H118ZM189 134V133H188ZM215 134V133H214ZM217 134V132H216ZM237 134V132H236ZM252 134V133H251ZM28 134H26V138L28 137L27 136ZM48 135V134H47ZM61 135V134H60ZM79 135V134H78ZM128 135V134H127ZM134 135V134H133ZM132 135V136H133ZM176 135V134H175ZM178 135V134H177ZM184 135V133H183ZM207 135V134H206ZM209 135V134H208ZM11 136V135H10ZM21 136V137H22ZM82 136V135H81ZM182 136V133L180 134V137ZM221 136V135H220ZM218 135V137H220ZM236 136V135H235ZM8 137V136H7ZM40 140H41V137L40 136ZM49 137V135H48ZM131 137V136H130ZM179 137V138H180ZM183 137V136H182ZM188 136L184 135L183 138H186ZM194 137V135H193ZM237 137V136H236ZM260 137V138H261ZM11 138V137H10ZM35 138V137H34ZM57 138V137H56ZM59 138V137H58ZM85 138V137H84ZM176 138V137H175ZM204 138V137H203ZM225 138V137H223ZM221 137V140L223 139ZM243 138V137H242ZM12 139V138H11ZM15 139V138H14ZM36 139V138H35ZM34 139V140H35ZM43 139H47V138H44ZM83 139V138H81ZM95 139V138H94ZM97 139H99L97 137ZM136 139V138H135ZM182 139V138H181ZM188 138H186L187 140ZM191 141H192V137H190ZM217 139V138H216ZM236 139V138H235ZM4 140V139H3ZM37 140V139H36ZM38 140V141H40ZM57 140V139H56ZM54 140V141H56ZM62 140V139H61ZM65 140V139H64ZM80 140V139H78ZM87 140V139H86ZM101 140V139H100ZM134 140V139H133ZM145 140V139H144ZM143 140V141H144ZM184 140V139H183ZM194 140V139H193ZM224 140V139H223ZM229 140V139H228ZM227 140V141H228ZM232 140V139H231ZM15 141V140H14ZM22 141V140H21ZM30 141V140H29ZM44 141V140H42ZM47 142V140H45ZM44 141V142H45ZM135 141V140H134ZM133 141V142H134ZM177 141V140H176ZM196 141V139H195ZM198 141V139H197ZM206 141V140H205ZM226 141V139L224 140ZM222 141V142H224ZM225 142V144H227L226 146H229L230 143L231 145H234L232 144V142H230V140L228 142ZM49 143L48 146H51L50 149H53L52 146H54L55 144L53 142H50L48 141ZM58 142V141H56ZM63 142V141H62ZM187 143H189L188 141H185ZM261 142V140H260ZM264 142V141H263ZM86 143V142H85ZM104 143V142H102ZM106 143V142H105ZM207 143V141H206ZM33 144V143H32ZM60 144V143H59ZM66 144V143H64ZM73 144V143H72ZM129 144V143H128ZM138 144V143H137ZM155 144V143H154ZM186 144V143H185ZM190 144V143H189ZM187 145V146H190V145ZM23 145V144H21ZM28 145V144H27ZM42 145V143H41ZM85 145V144H83ZM88 145V144H87ZM86 145V146H87ZM95 145V144H94ZM152 145V144H151ZM157 145V144H156ZM155 145V146H156ZM209 145V144H208ZM211 145V144H210ZM45 146V145H44ZM82 146V145H81ZM129 146V145H128ZM192 146V145H191ZM190 146V147H191ZM264 146V145H263ZM31 147V146H30ZM33 147V145H32ZM67 147V146H66ZM85 147V146H84ZM92 146H90L91 148ZM103 147V146H102ZM197 147V146H196ZM233 147V146H232ZM231 146L229 148H232ZM27 148V147H26ZM54 148L56 149V146H54ZM81 148V147H80ZM158 148V147H157ZM223 148V147H222ZM227 148V147H226ZM262 148V147H261ZM105 149V148H103ZM112 149V148H111ZM133 149L134 151H136L137 153H139L141 155V159H139V157L137 158V155L133 154L132 152H127V155L126 153H124L126 156H128L129 158V161H127L128 163L130 162V160H135L137 163H139L137 165L138 167L141 166L140 169H142V171H144V173L148 174L149 176H154V175H158L160 178H165L163 179L164 181L163 184L166 183V186L164 189L166 188H171L174 187V191H175V195H174V192H173V195L175 197H181V199L183 198V200L185 199V201L187 200L189 202V204L187 205H192V210L194 209L195 210V213H199L201 215H204L205 212L203 213V209H198V206L196 207L195 205H193L195 202V198H197L196 195L199 194V186L196 182H193V181H189L186 179V176L183 174V171L182 173L176 171V170H173V169H168V168H165L162 162V164L158 165V160L159 158L157 157V155L155 153H153L149 148H147L146 146H144L143 144H138V145H134L133 146ZM160 149V148H159ZM183 149V148H182ZM213 149V148H212ZM225 149V148H224ZM234 149V148H233ZM24 150V149H23ZM81 150V149H80ZM186 150V149H185ZM238 150V149H236ZM10 151V150H9ZM31 151V150H30ZM42 151V150H41ZM47 151V150H46ZM61 151V150H60ZM73 151V150H72ZM105 151V150H104ZM13 152V151H12ZM29 152V151H28ZM53 152V151H52ZM57 152L59 153L58 149H57ZM80 152V151H78ZM84 152V151H82ZM126 152V151H125ZM205 152V151H204ZM239 152V151H238ZM37 153V152H36ZM61 153V152H60ZM87 153V152H86ZM240 153V152H239ZM16 154V153H15ZM20 154V153H19ZM29 154V153H28ZM31 154V153H30ZM44 154V153H43ZM47 154V153H46ZM49 154V153H48ZM93 154L95 155V157L99 158V160H104V162L106 163V167L105 168H102L103 172H106V174H108V179L109 180H112L113 177L114 178H117L118 180H126L129 184H130V187H134L135 189L137 190H142V187L135 181L133 180L131 177H129L128 175V171L126 172L124 169H120L118 168L117 166L114 165V163L111 162V160L109 161L108 157L110 156H106L107 154L103 151H101V148L99 150V148L97 149L96 146L94 147L93 149ZM92 154V155H93ZM236 154V153H235ZM234 154V155H235ZM14 155V154H13ZM52 155V154H51ZM68 155V154H67ZM91 155V154H90ZM93 155V156H94ZM139 155V156H140ZM191 155V154H190ZM207 155V154H206ZM238 155V154H237ZM32 156V155H31ZM48 156V155H46ZM53 156V155H52ZM63 156V155H62ZM92 156V157H93ZM9 157V156H8ZM7 155H4L0 152V164H11V161L8 159ZM18 157V156H17ZM50 157V156H49ZM84 157V156H83ZM72 158V157H71ZM64 159V158H63ZM66 159V158H65ZM88 159V158H87ZM115 159V157H114ZM127 159V157H126ZM213 159H215L213 157ZM217 157L215 159V163L216 165H218L219 161H217ZM228 159V158H227ZM231 159V158H230ZM246 159V157H245ZM16 160V159H15ZM89 160V159H88ZM92 160V159H91ZM97 160V159H96ZM210 160V159H209ZM29 161V160H28ZM62 161V160H61ZM160 161V160H159ZM195 161V160H194ZM212 161V160H211ZM217 161V162H216ZM13 162V161H12ZM64 162V161H62ZM94 162H95V159H94ZM251 162V161H249ZM248 162V163H249ZM254 162V161H253ZM257 162V161H256ZM15 163V162H14ZM35 163V162H34ZM167 163V162H166ZM213 163V165L215 164ZM243 163V162H242ZM258 163V162H257ZM48 164V163H47ZM104 164V163H103ZM191 164V163H190ZM211 164V163H210ZM227 164V163H226ZM245 164V163H244ZM250 164V163H249ZM0 165V166H1ZM25 165V164H24ZM66 167H69L70 169V166H67L66 164H64ZM105 165V164H104ZM140 165V166H139ZM188 165V164H186ZM246 165V164H245ZM252 167L251 168H254L255 171L257 172V170L259 169V165H256L254 163L250 164ZM98 166V165H96ZM124 166V165H123ZM249 166V165H248ZM257 166H258V169H257ZM261 166V165H260ZM6 167V166H5ZM10 167V166H9ZM65 167V169H67ZM75 167V166H74ZM77 167V166H76ZM89 167V166H88ZM99 167L101 168V166L99 165ZM104 167V166H103ZM120 167V166H119ZM135 167V166H133ZM206 167V166H205ZM208 167V166H207ZM26 168V167H24ZM64 166L61 168V172L65 171V169H63ZM98 168V167H97ZM100 168H99V172H100ZM176 168V167H175ZM201 168V167H200ZM215 168V167H214ZM9 169V168H8ZM11 169V168H10ZM13 169V168H12ZM21 169V168H20ZM43 169V168H42ZM55 169V168H54ZM63 169V171H62ZM81 171L78 169H75L78 173H82V168H80ZM93 169V168H91ZM138 169V168H136ZM138 169V170H140ZM204 169V168H203ZM209 169V167H208ZM4 170V169H3ZM31 170V169H30ZM29 169L28 170H25L26 174L30 175L31 178H35L36 177V174H34L33 172H31ZM46 170V169H45ZM50 170V169H48ZM59 170V168H58ZM57 170V171H58ZM71 170V169H70ZM69 170V172H70ZM73 171H75L74 169H72ZM212 170V169H211ZM260 170H262L260 168ZM258 170V171H260ZM40 171V170H39ZM56 171V170H55ZM60 171V170H59ZM68 171V169H67ZM75 171V172H76ZM80 171V172H79ZM229 171V169H228ZM85 172V171H84ZM102 172V173H103ZM186 172V171H185ZM211 172V171H210ZM255 172V173H256ZM12 173V172H11ZM21 173V172H20ZM40 173V172H39ZM43 173V172H42ZM60 173V172H59ZM66 173V171L64 172ZM73 173V172H72ZM86 173H88L86 171ZM85 173V174H86ZM96 173V172H95ZM101 173V172H100ZM229 173V172H228ZM24 174V173H23ZM41 174V173H40ZM68 174V173H67ZM75 174V173H74ZM84 174V173H83ZM130 174V173H129ZM214 174V173H213ZM249 173H247L248 175ZM259 174V173H258ZM258 174H255L258 176ZM42 175V174H41ZM41 175H38L40 176L41 178ZM70 175V174H69ZM104 175V174H103ZM140 175V174H139ZM189 175V174H188ZM261 175V174H260ZM19 176V175H18ZM99 176V175H98ZM157 176V177H158ZM162 176V177H161ZM244 176V175H243ZM254 176V175H253ZM21 177V176H19ZM24 177V176H23ZM61 177V176H60ZM79 177V176H78ZM90 177L91 176H86V179L85 178V175H84V178L82 180V182H85V180L90 184H94L93 179L91 178L90 180ZM94 177V176H93ZM142 177V176H141ZM147 177V176H146ZM156 177V178H157ZM168 180H167V178ZM190 177V176H189ZM198 177V176H197ZM203 177V176H202ZM213 177V176H212ZM220 175L218 177H215V181L214 183L222 188H224L223 186L225 185V182L223 180V178H219ZM249 177V176H248ZM259 177V176H258ZM39 178V180H40ZM80 178V177H79ZM152 178V177H151ZM154 178V177H153ZM152 178V180H153ZM175 178L176 180L173 181L172 179ZM214 178V177H213ZM238 178V177H237ZM256 179V177H254ZM12 179V178H11ZM9 179V180H11ZM20 179V178H19ZM29 179V178H28ZM88 179V180H87ZM107 179V180H108ZM223 181H222V180ZM264 179V178H263ZM8 180V181H9ZM18 180V178H17ZM9 181L7 184V186L9 188L11 187H18V185H21L22 183L20 181ZM23 180V179H22ZM42 180V178H41ZM80 180V179H79ZM95 180V178H94ZM106 180V179H105ZM155 180V179H154ZM200 180V179H199ZM259 180V179H258ZM43 181V180H42ZM98 180H96L97 182ZM167 181V182H166ZM197 181V180H196ZM204 181V180H203ZM4 182V181H3ZM87 182H85L84 184L82 183L80 187L81 190H83V193H87L85 192V188L86 185L88 184ZM155 182V181H154ZM165 182V183H164ZM248 182V181H247ZM2 183V178L0 176V184ZM74 183V182H73ZM114 183V182H112ZM111 183V184H112ZM149 183V182H148ZM147 183V185H148ZM213 183V184H214ZM241 183V182H240ZM66 184V183H65ZM80 184V183H79ZM89 184V185H90ZM91 184V185H92ZM100 184V183H99ZM118 184V183H117ZM158 184V182H157ZM207 184V183H206ZM212 184V183H211ZM214 184V185H215ZM228 183L226 182V186ZM236 184V182H235ZM245 184V183H244ZM3 185V184H2ZM56 185V184H55ZM89 185H88V188H89ZM95 188L96 189H101V188H98L100 187V185H96V183L94 184ZM114 185V184H113ZM142 185V184H141ZM238 185V183L236 184ZM264 185V184H263ZM6 186V187H7ZM22 186V185H21ZM19 186V187H21ZM53 186V185H52ZM103 186V185H101ZM106 186V185H105ZM105 186L103 188H105ZM112 186V185H111ZM163 186V185H162ZM232 186V185H231ZM231 186H228L227 188H230ZM239 186V185H238ZM18 187V189H20ZM30 187V186H29ZM61 187V185H60ZM71 187V186H70ZM69 187V188H70ZM73 187V186H72ZM113 187V186H112ZM111 187V188H112ZM118 187V186H117ZM126 187V186H125ZM14 188V189H15ZM62 188V187H61ZM116 188V187H115ZM119 188V187H118ZM123 188V186H122ZM154 188V187H153ZM162 188V187H161ZM203 188V187H202ZM1 189H2V186H1ZM4 189V188H3ZM31 190V188H29ZM35 189V188H34ZM48 189V188H47ZM54 189H56L54 187ZM54 189H48V191L46 192L47 194L46 195H33V199H34V205H36L39 208L41 209H44V213H50L49 210H47L48 207H45L46 205V198L48 197H56V192L57 189H56V192ZM106 189V188H105ZM133 189V188H132ZM134 189V190H135ZM145 189V188H143ZM233 192L230 194L229 192L227 193L226 191V195L229 194L228 197L229 199L231 198H235L237 200L240 201V203H237V204H240L241 203L243 205H246L247 206V201L248 199L244 197L243 194H241L240 192H242L240 186H239V190H236V188H230ZM238 189V188H237ZM89 190V189H88ZM98 190V191H99ZM155 190V189H154ZM168 189H166V192L168 193L167 191ZM204 190V188H203ZM17 191V189H16ZM87 191V190H86ZM101 191V190H100ZM99 191V193H100ZM103 191V189H102ZM105 191V190H104ZM103 191V192H104ZM114 191V190H113ZM120 191V190H119ZM146 190H144L145 192ZM157 191V190H156ZM160 191V190H159ZM172 191V189L169 190V192ZM245 191V190H244ZM5 192V191H4ZM31 192V191H30ZM82 192V191H81ZM107 194H109V197H117L116 195V192H112L113 194H110L109 191H105ZM104 192V193H105ZM131 192V191H130ZM153 192V191H152ZM201 192V191H200ZM225 192V191H224ZM34 193V192H33ZM62 193V192H61ZM141 193V192H140ZM146 193V192H145ZM165 193V192H163ZM165 193V194H167ZM209 193V192H208ZM264 193V192H263ZM118 194V193H117ZM121 194V193H120ZM128 194V192H127ZM133 194V193H131ZM130 194L131 198H134L132 197V195ZM137 194V193H136ZM159 194V193H158ZM161 194V193H160ZM201 194V193H200ZM26 195V194H25ZM61 195V194H60ZM68 195V194H67ZM97 195V194H96ZM122 195V194H121ZM202 196H200L201 198L203 197L204 200H206L205 202H213L215 199H214V196L211 195V194H201ZM220 195V194H219ZM225 195V196H226ZM135 196V195H134ZM172 198L173 196L170 195ZM169 196V197H170ZM199 196V195H198ZM90 197V195H89ZM142 197V196H141ZM166 197V196H165ZM92 198V196H91ZM105 198V197H104ZM137 198V197H136ZM136 198H134L133 200L137 201ZM140 198V197H138ZM137 198V199H138ZM160 198V197H159ZM199 198V197H198ZM203 198H202V201H203ZM26 199V198H25ZM50 199V198H49ZM48 199V200H49ZM53 199V198H52ZM68 199V198H67ZM70 199V198H69ZM144 199V198H143ZM65 198L62 197H58V201L60 204H63L65 203ZM117 200V198H116ZM155 200V199H154ZM177 200V199H175ZM198 200V199H196ZM228 200V199H227ZM233 199H231L232 201ZM101 201V200H100ZM99 201V202H100ZM112 201V200H111ZM118 204L117 207H123V206H127V208H130L132 209L134 212H136V207L138 206H135L133 205L129 200L126 199V197H118ZM140 201V200H139ZM145 201V200H144ZM173 201V200H171ZM180 198H179V202H180ZM237 201V202H239ZM48 202V201H47ZM93 202V201H92ZM135 202V203H137ZM141 202V201H140ZM153 202V201H152ZM174 202V201H173ZM182 202V201H181ZM16 203V202H14ZM45 203V204H44ZM78 203V202H77ZM72 204L71 206H69V209L70 210H73V209H79L80 206L78 204ZM103 203V202H102ZM169 203V202H168ZM11 203L8 202V198L6 199V196L3 195L2 191L0 190V264H82L81 263V260L78 259L77 256L75 257H67L68 255H65V253L59 249V247H56L55 245H53L54 243L52 242H49L47 240H44L45 238L42 239V237H40L41 235H37V233L35 232V229H33V227H30V223L27 224V223H23V221L21 222L17 216L19 217L20 215H17V211H18V208L14 207L15 205H11ZM31 204V203H30ZM48 204V203H47ZM97 204V203H96ZM166 204V203H165ZM174 204V203H173ZM172 204V205H173ZM197 204V203H196ZM225 204V203H224ZM223 204V205H224ZM230 204V203H229ZM67 205V204H66ZM135 206V207H132ZM144 205V204H143ZM228 205V204H227ZM238 205V206H240ZM18 206V205H17ZM28 206V205H27ZM32 206V204H31ZM146 206V205H145ZM149 206V205H148ZM161 206V205H160ZM170 205H168L169 207ZM177 206V205H175ZM211 206V205H210ZM216 206V205H215ZM229 206V205H228ZM237 206V207H238ZM263 206V205H261ZM34 207V206H32ZM58 207V206H57ZM167 207V208H168ZM173 207V206H171ZM190 207V206H189ZM194 207V208H193ZM225 207V206H224ZM227 207V206H226ZM249 207V206H248ZM21 208V207H19ZM94 208V207H93ZM135 208V209H134ZM147 208V207H146ZM144 208L146 211L147 209ZM205 208V207H204ZM242 208V207H241ZM262 208V207H261ZM24 209V208H23ZM26 209V207H25ZM35 209V207L33 208ZM51 209V208H50ZM68 209V210H69ZM86 209V208H85ZM90 209V208H89ZM118 209V208H117ZM139 208H137L138 210ZM166 209V208H165ZM178 209V208H177ZM190 209V208H189ZM215 209V208H214ZM254 209V208H253ZM37 210V208H36ZM67 210V211H68ZM128 210V209H127ZM173 210V209H172ZM194 210L192 212H194ZM231 210V209H230ZM261 210V209H260ZM20 211V210H19ZM18 211V212H19ZM47 211V212H46ZM54 211V210H53ZM52 211V212H53ZM84 211V210H83ZM87 211V210H85ZM89 211L88 210V215H89ZM115 211V210H114ZM126 211V210H125ZM132 211V212H133ZM162 211V210H161ZM229 211V210H228ZM232 211V210H231ZM22 212V211H21ZM33 212V211H32ZM38 212V211H37ZM43 212V211H42ZM51 212V213H52ZM69 212V211H68ZM140 212V215L142 216H145V214L142 212V209L141 211H138L136 212L137 214ZM141 212L143 214H141ZM148 212V211H147ZM153 212V211H150V213ZM160 212V211H159ZM171 212V211H170ZM178 212V211H177ZM184 212V211H183ZM214 212V211H213ZM233 212V211H232ZM27 213V212H26ZM47 213V214H48ZM50 213V214H51ZM58 213V212H57ZM115 213V212H114ZM113 213V214H114ZM189 213V212H188ZM223 213V212H222ZM29 215V212L27 213ZM53 214V213H52ZM74 214V213H73ZM100 214V212L98 213ZM112 214V215H113ZM147 214V213H146ZM149 214V213H148ZM182 214V213H181ZM194 214V213H193ZM226 214V213H225ZM231 214V213H230ZM38 215V213H37ZM83 215V214H82ZM170 215V214H169ZM236 215V214H235ZM241 215V214H240ZM239 215V216H240ZM23 216V215H22ZM21 216V218H22ZM151 215L149 214V217ZM186 216V215H185ZM184 216V218H185ZM190 219L192 218V214L190 213ZM195 216V215H194ZM233 216V215H232ZM250 216V215H249ZM27 217V215H26ZM71 217V216H70ZM90 217V215H89ZM92 218V221H94V227L93 229L85 234L84 231L82 230H79V229H76L75 232L76 234L72 235L73 233H71V236L74 237L75 241L73 244H75V242L77 244H79L80 246H82L83 243H89L90 245V248H89V251L84 254H87L89 256V260L91 262H93L92 264H135L133 262H131V258L133 257H130L128 252L126 255L124 253V255H118L115 251H113L112 249H110V247H106L102 242L101 240H97V233L98 232H103L104 234H106V236L108 237H111L113 238V240L115 238H118V237H121L122 235H120L122 232H118V235L115 234V231L112 233L111 230H108L107 227L103 224V222H101V216H98V215H95V216H91ZM200 217V216H199ZM205 217V216H204ZM229 217V215H228ZM227 217V218H228ZM235 217V216H234ZM242 217H245V216H242ZM29 218V217H28ZM30 218L32 220L35 221V223L37 224V226L39 227V225H41V218H37V217H33L32 214H30ZM148 218V217H147ZM153 218V216H152ZM208 218V217H207ZM247 218V216H246ZM252 218V217H251ZM17 219L20 221L17 222ZM25 219V218H24ZM37 219V220H36ZM51 219V218H50ZM76 219V218H75ZM94 219V220H93ZM149 219V218H148ZM156 220V218H153V220ZM163 219V218H162ZM193 219V218H192ZM195 219L197 220V218L195 217ZM194 219V220H195ZM200 219V218H199ZM198 219V220H199ZM205 219V218H204ZM212 219V218H211ZM210 219V220H211ZM235 219V218H234ZM248 219V218H247ZM246 219V220H247ZM26 220V219H25ZM24 220V221H25ZM28 221L30 219H27ZM55 220V219H54ZM60 220V219H59ZM62 220V219H61ZM67 220V219H66ZM89 220V219H88ZM147 220V219H146ZM165 220V219H164ZM192 220V221H194ZM27 221V222H28ZM68 223L70 225H73L75 227V224L71 221V220H67ZM149 221V220H148ZM239 221V220H238ZM54 222V221H53ZM62 222V221H61ZM91 222V221H90ZM127 222V221H126ZM154 222V221H153ZM160 222V220H159ZM162 223L163 220H161ZM167 221L165 220V223ZM177 222V221H176ZM188 222V221H187ZM197 222V221H195ZM206 222V221H205ZM60 223V221H59ZM145 223V222H144ZM151 223V222H150ZM164 223V224H165ZM168 223V222H167ZM166 223V224H167ZM183 223V222H181ZM190 223V222H189ZM194 223V222H193ZM199 223V221H198ZM201 223V222H200ZM204 223V222H203ZM254 223V222H253ZM259 223V222H258ZM261 223V222H260ZM113 224V223H112ZM137 224V223H136ZM46 225V224H45ZM128 225V223H127ZM146 225V224H145ZM170 222L168 224V227H169ZM195 225V224H194ZM202 225V223H201ZM204 225V228L207 232V234L209 233H213L211 237H214V233L215 235L218 234L217 236H219V243L217 244V246L221 247V249L223 248L226 252H230V254H233L234 256H237V262H240L241 264H249L248 263V259L246 261V259H244L242 256H240L237 251H236V248H235V243L237 244V242H235L237 239L236 237H233L232 235L230 236V238L225 237V234H224V230L223 228H220L218 231H215L212 226L210 224H203ZM202 225V226H203ZM226 225V223H225ZM264 225V224H263ZM48 226V225H47ZM47 226L46 227H43L44 229L46 228L47 229ZM64 226V225H62ZM160 226V225H159ZM185 226V225H184ZM220 226V225H219ZM230 226V225H229ZM238 226V224H237ZM71 227V226H70ZM91 227V226H90ZM117 227V226H116ZM167 228V226L165 225L163 228ZM188 227V226H186ZM42 228V229H43ZM76 228V227H75ZM78 228V226H77ZM134 228V227H133ZM146 228V227H145ZM242 228V227H241ZM37 229V228H36ZM45 229V231H47ZM72 229V228H71ZM162 229V228H161ZM172 229V228H171ZM181 229V228H180ZM184 229V228H183ZM186 229V228H185ZM217 229V227H216ZM136 230V229H134ZM145 230V229H144ZM158 230H160L159 228L157 229V233L159 232ZM174 230V228H173ZM182 230V229H181ZM233 230V229H232ZM44 231V230H43ZM111 231V232H110ZM161 231V230H160ZM164 230H162V233L163 235L166 233L163 232ZM191 231V230H190ZM50 232V230H49ZM62 232V231H61ZM117 232V231H116ZM155 231H153L152 233H154ZM184 232V231H183ZM192 232V231H191ZM194 232V231H193ZM201 232V231H200ZM225 231V233H227ZM54 233V232H53ZM58 233V232H57ZM109 235H108V234ZM124 233V232H123ZM202 233V232H201ZM234 233V232H233ZM56 234V233H55ZM102 234V233H101ZM103 234V235H104ZM169 234V232H168ZM263 234V233H262ZM111 235V236H110ZM126 235V234H124ZM132 235V234H131ZM162 235V234H161ZM162 235V236H163ZM171 235V233L169 234ZM179 235V234H178ZM45 236V235H44ZM60 236V235H59ZM118 236V237H117ZM127 236V235H126ZM125 236V237H126ZM172 236V235H171ZM201 236V235H200ZM102 237V236H101ZM154 237L155 236V233H154ZM158 237V241H161L159 240V236ZM156 237V238H157ZM170 237V236H168ZM180 237V238H179ZM179 237H173V240L175 245L176 246L175 248H173L174 250L176 249L177 251L181 252L179 253V255H183L182 257L183 258H187L189 260H196L197 262H200L202 264H209V258L206 259L205 256H201V254L199 252H197L195 249H193V247L191 248L189 246V243L190 240L186 241L185 239H181V236ZM203 237H206V236H203ZM50 239V237H48ZM70 238V237H69ZM124 238V237H122ZM127 238V237H126ZM164 238V237H163ZM171 238V237H170ZM188 239V237H186ZM208 238V237H207ZM218 238V237H217ZM228 238V239H227ZM48 239V240H49ZM71 239V238H70ZM69 239V240H70ZM129 239V238H128ZM148 239V238H147ZM168 239V238H167ZM166 239V241H167ZM205 239V238H204ZM105 240V239H104ZM146 240V239H145ZM172 240V241H173ZM246 240V239H245ZM111 241V240H110ZM123 241V240H122ZM129 241H131L129 239ZM169 243L171 242L170 240H168ZM128 242V241H127ZM132 242V241H131ZM200 242V241H199ZM247 242V241H246ZM129 243V242H128ZM127 243V244H128ZM133 243V242H132ZM136 243V242H135ZM148 243V242H147ZM173 243V242H171ZM198 243V242H197ZM112 244V243H111ZM143 244V243H141ZM165 244H167V247H168V243L165 242ZM194 244V243H193ZM215 244V245H216ZM241 244V243H240ZM135 245V244H133ZM132 245V246H133ZM147 245V244H146ZM152 245V243H151ZM150 245V246H151ZM161 245V244H160ZM109 246V245H108ZM73 247V246H72ZM128 247V246H127ZM129 247L131 248V246L129 245ZM128 247V249H129ZM135 247V246H133ZM132 247V249H133ZM171 247V246H169ZM196 247V246H195ZM237 247V246H236ZM81 248V247H79ZM83 248V247H82ZM85 248V247H84ZM136 248V247H135ZM151 248V247H150ZM171 248V249H172ZM198 249V248H197ZM220 249V248H219ZM71 250V249H70ZM82 250V249H81ZM120 250V249H118ZM151 250V249H150ZM129 251V250H128ZM136 251V250H135ZM177 251L175 252V254L177 253ZM243 251V250H242ZM73 252V251H72ZM84 252V250L82 251ZM174 252V251H172ZM184 252V254L182 253ZM251 252V251H250ZM253 253V252H251ZM79 254V253H78ZM157 255V254H156ZM178 255V254H176ZM215 255V254H214ZM252 255V254H251ZM86 256V255H85ZM164 256V255H163ZM216 256V255H215ZM263 256V255H261ZM181 257V256H180ZM181 257V258H182ZM228 257V255H227ZM233 257V256H232ZM257 257V256H256ZM88 258V257H87ZM215 258V257H214ZM85 259V258H84ZM135 259V258H132V260ZM217 259V257H216ZM220 259V258H219ZM234 260V259H233ZM232 260V261H233ZM258 260V259H257ZM134 261V260H133ZM181 261V260H180ZM223 261V259H222ZM262 261V260H260ZM89 262V261H88ZM194 262V261H192ZM191 262V263H192ZM196 262V263H197ZM138 263V262H137ZM136 263V264H137ZM239 263V264H240ZM140 264V263H138ZM177 264V263H176ZM188 264V263H187ZM190 264V263H189ZM195 264V263H194ZM235 264V262H234ZM251 264V262H250Z\"/></svg>", "mask_w": 264, "mask_h": 264}]
</instances>
